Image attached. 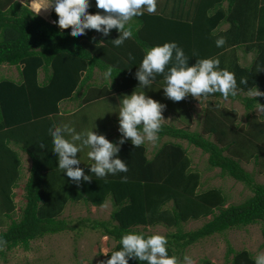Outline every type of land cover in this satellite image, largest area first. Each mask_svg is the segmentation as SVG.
Here are the masks:
<instances>
[{
    "label": "trees",
    "instance_id": "trees-1",
    "mask_svg": "<svg viewBox=\"0 0 264 264\" xmlns=\"http://www.w3.org/2000/svg\"><path fill=\"white\" fill-rule=\"evenodd\" d=\"M91 3L92 7L88 9L91 14L103 12L95 7V0ZM169 3L172 4L167 10L164 8L154 14L145 13L134 18L140 25L139 30L121 47H115L112 42L119 35L115 28L107 37L102 33L99 37L94 36V30L74 36L71 26L61 30L58 25L35 14L27 4L15 0H7V5L0 3V65L16 66L20 73L17 80L0 78V206L2 217L10 218V223L0 231V237L7 241L5 250L0 252V259H5L7 252L17 247L28 250L31 241L48 234L75 230L69 221L59 217L69 202L100 207L108 198L114 206L109 220H81L90 230L98 231L116 243L101 261L121 249L122 235L128 232L146 236L154 234L135 229L137 226L160 224L178 227L183 222L203 217L209 218L195 230L176 228V231L164 235L168 239L170 256L182 254L187 247L208 236L257 223L262 224L264 247V184L255 182L252 173L241 165L243 158L249 156L255 159L263 157L261 163L264 164V154L261 155L264 153V110L260 108L259 116L254 110L260 105L264 107V96L253 98L248 95L255 88L264 92V70H257L258 65L264 67V53L257 54L255 62L249 66L239 64L234 55L228 58L226 54L231 44L238 48L244 46L245 52L250 46L261 50L263 43L249 41L251 31L256 32L253 27L255 21H250L257 14L264 17V6L258 10V3L253 0H172ZM53 12L51 6V16L56 22L58 15ZM223 23H227L228 28L216 30ZM258 31L264 34V26ZM231 35H234L232 42L216 47L217 38L229 39L227 36ZM171 41L183 48L189 57V66L198 59L217 56L221 59L220 68L235 74L239 90L237 96L230 97L243 103L245 124L255 133L239 134L243 127L238 129L234 124L236 118L232 116L230 125L224 126L226 130L216 123L214 128L207 126L206 118L219 122L223 111L233 116L236 114L234 110L220 109L219 101L212 103L207 100L202 120L205 130L213 134L215 140L197 131L163 123L159 140L165 139L154 148L150 157L145 143L136 148L129 138L119 152V158L128 165V172L97 178L88 167L92 162L80 163L79 167L85 170V174L92 175V180L81 181L77 185L58 168L49 133L53 123L44 127L46 133L33 132L43 127L42 123L49 114L57 112L58 103L72 94L77 97L85 92L82 97L92 101L111 94L123 95L138 86L135 74L145 50ZM261 56L262 60H259ZM106 65L115 66L117 72L110 88L82 91L92 70L95 67L104 70ZM39 69L44 72L41 82ZM242 77L247 78L246 85L240 84ZM163 80V75H157L155 82ZM209 96L222 97L220 93ZM229 132L238 138L239 146L240 141L251 145L254 148L252 153L239 159L240 148L228 151L225 145L230 141L227 137ZM119 138L110 142L116 143ZM11 141L19 145L31 160L24 184L26 202L18 220L12 218L16 209L13 189L21 179L22 159L9 145ZM184 141L208 154L209 167L219 169L221 177L230 176L243 183L253 195L244 202L225 207L227 198L221 188H202L201 173L192 167ZM41 143L46 147H41ZM124 176L127 177L126 182L121 180ZM226 256L227 264H255V257L246 249L236 250L229 246ZM129 264L147 262L131 259ZM200 264L214 263L204 258Z\"/></svg>",
    "mask_w": 264,
    "mask_h": 264
},
{
    "label": "clouds",
    "instance_id": "clouds-1",
    "mask_svg": "<svg viewBox=\"0 0 264 264\" xmlns=\"http://www.w3.org/2000/svg\"><path fill=\"white\" fill-rule=\"evenodd\" d=\"M157 5L158 0H95V7L102 9L103 12L91 14L88 11L92 7L91 0H51L48 6L40 9L52 6L58 20L55 22L50 14L51 20L48 22L58 25L61 30L71 26V34L74 36L86 35V30H95L107 37L115 28L119 35L112 42L115 47H121L125 41L134 38L135 32L139 30L140 25L134 18L145 13H156ZM225 43L226 38L223 36L215 41L218 48L223 47ZM257 70H264V67L258 65ZM116 75L115 66L106 65L101 78L111 85ZM135 75L138 80L137 88L141 89H151L157 75H163L164 96L173 102H179L188 96L207 98L214 93H220L227 99L230 96H237L239 90L235 74L227 69H221L218 58L198 59L194 65L189 66V57L175 41L147 48ZM247 83V78L240 79V84ZM249 94L253 98L264 96V92L257 88ZM118 108V131L121 136L116 143L110 142L104 135L93 130L77 132L67 124L49 129L53 144L52 152L57 155L58 168L77 185L81 181L92 180V175L85 174V170L79 167L81 160L77 154L83 149H89L87 156L92 161L88 166L90 172L97 178H107L110 175L128 172V165L119 158V152L129 138L136 148L146 141L158 142L163 121L166 120L163 116L165 104L147 96L143 90L139 92L135 90L131 95L125 94L120 98ZM260 108L264 110L261 105ZM40 146L46 147L43 143ZM121 180L126 182L127 177H121ZM140 227L147 228L140 225L135 229ZM120 244L122 246L120 250L111 253L109 259L99 261V264H129L131 259L147 264H195L193 258L187 254L183 256L182 261L174 255L170 256L168 239L161 234L146 236L144 233L128 232L121 236ZM6 246L7 241L0 237V252H3ZM255 264H264V252L257 254Z\"/></svg>",
    "mask_w": 264,
    "mask_h": 264
},
{
    "label": "rangeland",
    "instance_id": "rangeland-1",
    "mask_svg": "<svg viewBox=\"0 0 264 264\" xmlns=\"http://www.w3.org/2000/svg\"><path fill=\"white\" fill-rule=\"evenodd\" d=\"M24 3L26 0H19ZM255 4L259 0H253ZM51 0H30L26 4H29V8L37 13L41 7H46L50 4ZM172 0H158L157 10L162 11L164 8L166 10L171 6ZM33 3L35 5L33 6ZM188 2L186 5L187 9ZM225 8V6H223ZM49 8L40 9L37 13L41 16H44L47 21H50L48 17ZM221 27H217L216 30H221ZM94 36L99 37L101 33L94 30ZM240 48L244 51V46H240L236 51H240ZM254 49V50H253ZM249 52L244 54L245 57H252L251 63L255 62L257 54L264 53V44L262 45L261 50L254 46L249 49ZM256 54H254L253 52ZM259 60H262V56ZM250 63V64H251ZM97 71V69H96ZM99 78H96L93 81L87 83V85L94 84L98 85L102 81L101 73L102 69H98ZM11 78L17 80L20 78L19 69L16 66H10L7 64L0 65V78ZM41 80L43 75H40ZM108 83V82H107ZM165 84L160 82H154L152 88H137L131 89L129 92L124 93L123 95H131L133 91H144L145 94L156 101H159L162 104L166 105V108L163 111V116L166 120L164 123L172 124L176 127H190L193 131L201 132L202 125V115L204 110L202 107H206V100H201L198 103H193L190 105V101L185 99L179 102H173L172 100L164 96L162 87ZM90 88V86H88ZM86 93H82L77 97H80L79 100L80 106H82L79 112L74 116V120L68 121L66 124L74 128L77 132H87L93 130L97 134L104 135L108 140L115 137L119 132V121H118V106L120 98L123 96L120 93L112 95L110 98H105L100 101L92 102L86 106L82 104V96ZM76 97V96H74ZM219 97L216 99L214 96H210L209 100L212 103L215 101L220 102V109L226 111L236 110L237 113L234 116L231 113H224L220 117L219 125L223 126V129L226 130V125H230L231 119L236 118L234 124L243 129L240 133H255L252 128L245 124L244 109L245 106L241 104L240 101H234L233 98L231 101L227 99H222ZM64 103H67L65 100ZM76 106V105H75ZM64 108V106L62 107ZM75 109H78L76 106ZM260 108L256 110V115H260ZM83 116L86 118L84 119ZM232 116V117H231ZM231 117V118H230ZM262 120V119H260ZM263 121V120H262ZM207 126L214 128L215 123L210 119L206 118ZM96 125V127H95ZM218 125V126H219ZM232 126V125H231ZM95 127V128H94ZM194 128V129H193ZM233 129V128H232ZM214 133V132H213ZM203 136L209 138L210 140H215V136L211 133H201ZM230 138L229 143L225 146L229 150H240L238 158L242 159L245 156H248L252 153L253 147L247 145L244 141L241 142V146L238 144V138H235L233 133H228ZM69 138L70 137H66ZM250 138V137H248ZM165 139V138H164ZM163 138L159 142L151 143L145 142L150 151L157 145H160L164 140ZM245 140V139H244ZM235 141V142H234ZM189 152V155L192 159V167L197 169L201 173L202 188L218 187L221 188L224 192L227 202L225 207L230 204H239L244 202L246 199L253 195L251 189L245 186L243 183L236 181L230 176H220V170L217 168H210L207 163L208 154L202 152L201 149L183 143ZM89 149L85 148L77 154L78 158L81 160V163L92 162L87 156ZM233 151V150H232ZM264 153H261L263 155ZM22 175L18 187L15 190L16 197L14 201L16 203V209L12 213V218L18 220L20 216L21 209L25 204L26 200L23 195L24 183L26 177L29 173L30 159L26 155H22ZM263 157L255 159L253 156L243 158L241 165L245 170L252 173L254 181L257 183L264 184V164L261 163ZM264 163V160H263ZM68 206V207H67ZM65 207L63 213L59 216L60 218L66 219L72 226H75V230L62 231L52 235H46L42 238L33 240L30 242V248L24 250L21 247H17L7 252L5 259H0V264H99V261L102 259V255L106 253L113 245L114 241L103 237L100 232L90 230L85 226V223H82L81 220L84 218L97 219V220H109L110 213L114 207L107 202L106 204L95 207L91 204H86L83 202H69ZM67 211V212H66ZM0 218L1 225L0 231L4 230L6 226L10 223V218L2 217V211L0 206ZM209 217H203L197 220H189L187 222L181 223L178 227H166L163 225H157L154 227L148 228H136L138 230L149 231L154 234L165 235L167 233H172L178 228L183 231H191L200 227ZM177 228V229H176ZM262 224H252L246 225L241 228L228 229L222 233L214 234L208 236L207 238L192 244L187 247L182 254H177L176 257L179 260H183L185 254L191 256L195 261V264H200L201 260L204 258L210 259L214 264H227L226 252L229 246H232L236 250L246 249L251 254L256 257L258 253L264 252V247L262 245L263 236L261 233ZM34 243V244H33ZM77 246V247H76Z\"/></svg>",
    "mask_w": 264,
    "mask_h": 264
},
{
    "label": "crops",
    "instance_id": "crops-1",
    "mask_svg": "<svg viewBox=\"0 0 264 264\" xmlns=\"http://www.w3.org/2000/svg\"><path fill=\"white\" fill-rule=\"evenodd\" d=\"M15 1H18L19 3H21V4H23V5H25L27 2H29L30 0H26L24 3H22L21 1H19V0H15ZM0 3H5L6 5H7V0H0ZM257 3H258V10H259V8L261 7V6H264V0H259V1H257ZM4 4V5H5ZM28 6H29V4H27ZM35 5V3H33V6ZM223 5L224 6H226V2H224L223 3ZM32 10V9H31ZM33 11V10H32ZM35 12V11H34ZM36 13V12H35ZM50 14H51V6L49 7V13H48V17H49V19L51 20V16H50ZM39 15V14H38ZM41 16V15H40ZM43 18H45L44 16H42ZM46 19V18H45ZM264 17L262 16V15H255V16H253L252 17V19H251V21L250 22H254L253 23V27L255 28V33H253L252 31H251V34H250V36H251V38L249 39V41H253L254 43H263L264 44V34L263 33H259V31H258V28L259 27H262V26H264ZM249 21V20H248ZM260 21L262 22V23H260ZM249 22V23H250ZM252 24V23H251ZM228 24L227 23H223L220 27L223 29V30H225V29H227L228 28ZM245 26V25H244ZM243 26V27H244ZM246 29V28H245ZM227 37H229V39H226V42L227 43H230V42H232L233 41V39H234V35H231V36H227ZM257 38H258V40H257ZM236 49H239L236 45H234V44H231V46H229L228 47V50H227V52H226V54H227V56H228V58H229V56H232V55H234L235 56V58H237V62L239 63V64H241V65H243V66H249L250 65V63H251V61L253 60L252 59V57L251 56H249L248 58L247 57H245L244 56V54L246 53V52H244L243 53V49H240V51H236ZM246 49H249V48H246ZM254 50V49H253ZM251 50H247V52H249V53H251L250 52ZM253 52V51H252ZM254 54H256L255 52H253ZM219 55V54H218ZM215 58H218L219 60H220V63H221V59L219 58V57H217V56H215V57H211V58H209V59H215ZM96 69H97V71H96ZM43 75V79H44V72H43V70L42 69H39L38 70V78H39V80H40V82L43 80H41V78H40V75ZM99 71H98V68H95L93 71H92V73H91V76H90V78L86 81V83L84 84V88L82 89V91H84V90H86V91H92V90H97V88H107V89H109L110 88V84H109V82L107 83V82H105L103 79H102V81L100 82V84H98V85H94V84H90V85H87V83L88 82H90V81H93V80H95L96 78H99ZM155 82V81H154ZM161 83H164L165 84V81L163 80V81H161ZM88 86H90V88L88 87ZM138 86H135L134 88L136 89ZM134 88H132V89H134ZM104 90H106V89H104ZM131 89H129L127 92H129ZM259 90V89H258ZM110 91V90H109ZM254 91H256V88L254 89ZM253 91V92H254ZM260 91V90H259ZM261 92V91H260ZM112 95H115V94H111V95H108V96H105V97H101V98H96V99H94V100H92V101H86V99H84V98H82V104L83 105H87V104H89V103H92V102H96V101H100V100H103V99H105V98H107V97H110V96H112ZM249 96H251L250 94H248ZM74 95L72 94L71 96H68V97H66V99H63V100H61L59 103H58V105H57V108H58V110H57V112H51L50 114H49V118L47 119V120H45L42 124H43V127H41L40 126V128H38V130H35V132H33V133H46V132H44L43 130H44V127H46V125H47V123H48V126L50 125V122L51 123H53V125L54 126H58V125H63V124H66L68 121H73L74 120V116L79 112V110H80V108L82 107V106H80L81 104H80V102H79V100L81 99L80 97H73ZM215 96V95H214ZM73 97V98H72ZM209 97L210 96H207V98H205V97H199V98H194V97H192V96H188L187 98H185V100H187V101H190V105H192L193 103H198L199 101H201V100H206V102H207V100H209ZM252 97V96H251ZM222 99H225V98H222ZM235 100L234 101H237V103H238V99L237 98H234ZM65 100H67V103H64L65 102ZM227 100L228 101H231L232 100V98L231 97H229V98H227ZM242 105H243V103H241ZM78 107V109H75V107L76 106ZM46 106V105H45ZM64 106V108H62ZM207 108V105H206V107H202V109L204 110V109H206ZM260 107H257V108H255L254 110L256 111L257 109H259ZM234 111H236V110H234ZM243 113H245V109H244V112ZM204 114V113H203ZM236 114H238L237 113V111H236ZM239 115V114H238ZM83 118L85 119L86 117L85 116H83ZM202 118H203V115H202ZM202 118H201V120H202ZM164 123V122H163ZM214 123H216V124H219V122H214ZM205 126L206 125H204V123H203V120H202V125H200V127H201V132L200 133H208L206 130H205ZM180 128H185V129H188L189 131H193V130H191L190 129V127H181L180 126ZM194 129V128H193ZM197 132H199V131H197ZM118 134L115 136V137H113V138H111L109 141H111V140H117L118 139V137H120L121 136V134L119 133V132H117ZM183 143H186L187 144V142L186 141H184ZM146 144V143H145ZM9 145L14 149V150H17V152L19 153V155H20V157L24 154V155H26L27 157H28V159H30V157L26 154V152L25 151H23L21 148H20V146L19 145H16L14 142H10L9 143ZM146 146H147V144H146ZM147 149H148V155H149V157L152 155V153H153V149H152V151H150L149 150V148H148V146H147ZM21 159H22V157H21ZM30 162H31V160H30ZM31 165V164H30ZM30 168V167H29ZM28 177V176H27ZM27 177H26V179H27ZM25 182H26V180H25ZM25 184V183H24ZM18 185H19V182H18ZM18 185L16 186V187H14V189H13V192L15 193V190H16V188L18 187ZM24 187V186H23ZM24 189V188H23ZM23 195H24V191H23ZM15 197H16V193H15ZM14 197V198H15ZM107 202H109L111 205H112V207H114L113 206V203L111 202V199H107L106 200V202H105V204L107 203ZM169 204H172V202H170ZM96 207V206H95ZM113 211V210H112ZM111 211V212H112ZM158 225H160V224H158ZM154 226H157V225H154ZM154 226H150V225H148L147 226V228L148 227H154ZM103 237H107V236H103ZM108 238V237H107ZM109 239V238H108ZM115 241H114V245L112 246V247H114L115 246ZM111 247V248H112ZM111 248L108 250V251H110L111 250ZM107 251V252H108ZM106 252V253H107ZM103 255H105V254H103ZM102 255V256H103Z\"/></svg>",
    "mask_w": 264,
    "mask_h": 264
},
{
    "label": "bare ground",
    "instance_id": "bare-ground-1",
    "mask_svg": "<svg viewBox=\"0 0 264 264\" xmlns=\"http://www.w3.org/2000/svg\"><path fill=\"white\" fill-rule=\"evenodd\" d=\"M54 13V12H53ZM55 14V13H54ZM56 15V14H55ZM49 28V27H48ZM56 30V29H55ZM58 32V31H57ZM47 33V32H46ZM59 35V34H58ZM35 170V169H34ZM36 181V180H35ZM156 184V183H155ZM36 197V196H35ZM32 198V197H31ZM13 199V198H12ZM72 202V201H71ZM68 207V206H67ZM67 212V211H66ZM22 215V214H21ZM30 215V214H29ZM95 219V218H94ZM124 219V218H123ZM62 224V223H61ZM96 225V224H95ZM32 233V232H31ZM34 244V243H33ZM77 247V246H76Z\"/></svg>",
    "mask_w": 264,
    "mask_h": 264
}]
</instances>
